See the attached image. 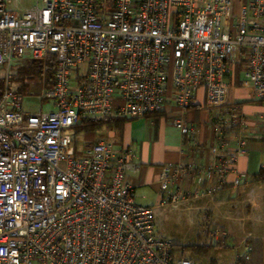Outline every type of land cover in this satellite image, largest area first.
Masks as SVG:
<instances>
[{
  "label": "built area",
  "instance_id": "1",
  "mask_svg": "<svg viewBox=\"0 0 264 264\" xmlns=\"http://www.w3.org/2000/svg\"><path fill=\"white\" fill-rule=\"evenodd\" d=\"M30 61L51 69L38 95L52 100L47 111L25 109V95L10 89L11 65ZM238 62L240 86L264 99V0L238 10L232 0H0V264H194L156 234L157 206L136 202L125 179L141 169L134 154L107 140L75 149L72 128L159 113L170 89L186 109L203 89L219 110L209 124L219 160L164 166L158 177L159 206L202 196L246 152L241 112L225 107ZM173 124L196 143L193 125ZM193 174L210 189L164 197ZM242 245L248 259L251 245Z\"/></svg>",
  "mask_w": 264,
  "mask_h": 264
},
{
  "label": "crops",
  "instance_id": "2",
  "mask_svg": "<svg viewBox=\"0 0 264 264\" xmlns=\"http://www.w3.org/2000/svg\"><path fill=\"white\" fill-rule=\"evenodd\" d=\"M245 1L232 0L234 9L238 10ZM172 95L170 89L161 112L141 118L115 119L118 121L106 131V137L116 139L111 142L116 151H131L141 165L139 172H128L125 177L135 193L138 192L139 199L147 200L138 202L135 196L136 202L157 206L155 209L163 207L159 206L163 196L158 183L162 167L184 162L207 166L219 160V156L211 153L215 139L209 126L219 110L206 106L203 89L197 91L193 105L186 109L178 107ZM225 103V107L241 112V135L245 139L246 152L236 156L222 187L218 188L214 180L211 192L182 202L201 217L200 228L193 244L173 243L183 247H205L213 253L208 254L209 257H199L186 249L196 264L199 261L208 264L209 260L216 264H236L237 261L239 264H264V99L254 98L248 89L240 86V77H237L228 90ZM180 118L194 126V145L186 142L174 126L173 122ZM231 138L229 145L233 148L234 135ZM235 179H240L236 188L232 184ZM176 187L191 194L196 189L207 191L211 185L202 175H184L169 186L164 197ZM244 241L252 248L248 259L243 257Z\"/></svg>",
  "mask_w": 264,
  "mask_h": 264
},
{
  "label": "rangeland",
  "instance_id": "3",
  "mask_svg": "<svg viewBox=\"0 0 264 264\" xmlns=\"http://www.w3.org/2000/svg\"><path fill=\"white\" fill-rule=\"evenodd\" d=\"M31 0H20L22 3H29ZM33 62L28 63L19 62L15 65H11L10 73L12 78L10 79V89L19 88V93L25 95L23 105L24 108L31 111H37L40 108L47 111L49 104L52 100H45L39 98L38 95L41 92L42 86L40 82L45 79L46 88L51 84V69L41 67V73L39 75L28 73L31 69ZM42 64V63H41ZM242 63L238 62L235 65V79L241 77ZM5 74V68H0V91L4 83L3 77ZM49 81V83H48ZM25 87L24 90H20ZM113 123H103L97 125L92 130H83L75 135L74 141L79 148H84L86 145L105 139L109 142H115L116 139L106 137V131L111 127ZM73 135V136H74ZM238 187V186H237ZM236 188V187H235ZM136 200L138 202H145L146 199H139V194L135 193ZM154 223L155 231L158 235H163L169 237L173 242L179 243L181 245H190L195 242V233L200 228L201 217L188 208V204L180 203L174 206L166 205L159 207L154 210ZM207 252V257L213 253ZM209 254V255H208ZM176 257L191 259L193 256L188 252H176ZM194 264L196 262L192 260ZM197 264H202L201 261Z\"/></svg>",
  "mask_w": 264,
  "mask_h": 264
},
{
  "label": "trees",
  "instance_id": "4",
  "mask_svg": "<svg viewBox=\"0 0 264 264\" xmlns=\"http://www.w3.org/2000/svg\"><path fill=\"white\" fill-rule=\"evenodd\" d=\"M33 65L30 66L31 70L28 72L30 74H36V75H39L41 73V67H42V64L41 62L39 61H32ZM235 80V78H234ZM49 83V81H48ZM50 86V84H48ZM48 86V87H49ZM25 87H23L22 89L20 88V90H24ZM17 90V89H16ZM18 91H19V88H18ZM150 116V115H148ZM116 121L118 120H98V119H89V118H82L76 125H74V127L72 128V133L73 135L78 133V132H82L83 130H92L94 129L97 125H100L101 122L103 123H116ZM74 138H75V135H74ZM74 146H75V149H78V146L75 144V141H74ZM86 146H89V145H86ZM202 248V249H201ZM198 247V246H192V247H183L181 245H178V244H174L172 245V255L173 257H176V252L177 251H181V252H185V250H191L193 254L195 255H198L199 257H205L207 255V252H208V248H205V247ZM240 261H237L236 264H239ZM208 264H216L215 262H213V260H209V263Z\"/></svg>",
  "mask_w": 264,
  "mask_h": 264
}]
</instances>
